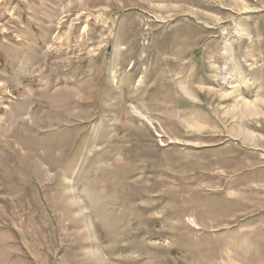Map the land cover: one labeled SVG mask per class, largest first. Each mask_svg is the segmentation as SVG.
<instances>
[{"label": "rangeland", "instance_id": "374dc122", "mask_svg": "<svg viewBox=\"0 0 264 264\" xmlns=\"http://www.w3.org/2000/svg\"><path fill=\"white\" fill-rule=\"evenodd\" d=\"M0 264H264V0H0Z\"/></svg>", "mask_w": 264, "mask_h": 264}]
</instances>
